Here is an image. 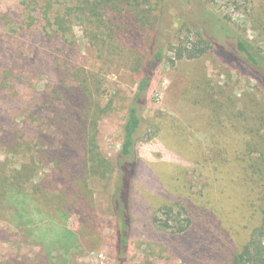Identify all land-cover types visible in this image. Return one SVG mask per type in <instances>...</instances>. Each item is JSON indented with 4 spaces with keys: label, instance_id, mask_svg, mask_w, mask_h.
<instances>
[{
    "label": "rangeland",
    "instance_id": "obj_1",
    "mask_svg": "<svg viewBox=\"0 0 264 264\" xmlns=\"http://www.w3.org/2000/svg\"><path fill=\"white\" fill-rule=\"evenodd\" d=\"M183 1L187 6L186 21L213 29L219 46L198 58L181 57L175 49L185 45L192 47L202 34L201 29L182 27L181 32L167 39L161 48L163 59L154 69L143 113L140 166L134 185L137 231L130 242L127 264H227L229 254L240 250L260 224L252 207V202L259 201L249 191L252 182L244 172L242 157L246 149L243 116L255 119L264 127V0H202L203 5L200 0ZM21 2L0 0V16L7 10L22 13ZM53 2L56 7H70L73 0ZM39 16L36 25L18 28L15 34L0 27V47L13 42L20 43L26 54L33 55L32 48L36 47L41 52L47 38ZM214 17L221 22L219 28ZM73 22L70 40L75 42L76 48L66 45L71 58L78 68L99 74L105 80L110 95L105 103L113 101L101 122L99 137L103 155L113 161L121 147L128 100L141 76L138 69L153 58L152 49L146 43L133 46L127 39L118 42L117 49L111 51L108 47L100 52L95 40L99 31L93 24L78 17L73 18ZM240 37H245L254 47L259 65L236 51L234 45ZM44 57L41 53L28 65V73L42 74L41 80L35 81L36 89L51 78L42 64ZM2 94L5 92H0ZM28 108L30 104L19 102L15 95L6 107L1 104L0 136L10 129L19 138L22 129L31 134L40 130L56 132L55 127H48L38 117L28 122L16 119ZM51 113L44 110L43 115ZM256 116H262L263 121ZM59 142L55 137L50 143ZM8 143V138L0 141L1 160L9 154ZM76 149L77 161H80L84 153L79 145ZM11 152L12 167L14 163L20 165L30 160L28 155L15 154L12 149ZM47 175L53 176L48 168L41 176ZM89 181V188L82 190L88 204L86 212L63 211L64 215L60 213L58 218L52 208L50 216L35 212L30 215L35 227L31 246L35 250H40L44 244L50 245L54 257L57 254L65 257L64 264H115L114 219L109 209L113 178ZM174 198L193 200L189 205L193 217L191 230L176 241L170 230L160 232L151 222L152 214L166 199ZM260 203L264 208V202ZM87 218L92 220L89 224L91 228L95 226L94 231L80 230ZM74 232L83 235L73 240ZM64 234H68L70 244L57 250L59 244L56 243ZM175 243L176 251L172 249ZM186 247L192 251L187 253Z\"/></svg>",
    "mask_w": 264,
    "mask_h": 264
},
{
    "label": "trees",
    "instance_id": "obj_2",
    "mask_svg": "<svg viewBox=\"0 0 264 264\" xmlns=\"http://www.w3.org/2000/svg\"><path fill=\"white\" fill-rule=\"evenodd\" d=\"M40 1L22 0V13L7 10L0 16V22H4L0 27L15 34L18 28L36 25L39 14L47 38L41 52L38 47L32 48L33 55L26 54L20 43L9 42L0 47V90L5 92L0 95V105L6 107L15 95L19 102L30 104L26 113L23 112L16 119L28 122V119L38 117L42 123L56 129L54 134L42 130L31 134L29 130L22 129L19 131L20 138L10 129L3 137L0 136L1 142L7 138L9 140V154L5 159H0V264H64L65 257L61 254L54 257L50 245L44 244L40 250L31 246L35 227L30 215L35 212L50 216L53 214L52 208L58 218L63 211L74 213L80 209L86 212L88 204L82 190L89 188V179L103 181L112 178L109 209L114 219L113 258L115 264H127L130 242L137 231L134 185L140 166L143 113L154 69L163 59L161 48L167 39L181 32L182 27L201 29L205 38L199 34L198 42L193 43L192 47L185 45L175 49L181 57L194 59L219 46L216 35L211 28H201L190 20L186 21L187 6L183 0H73L70 7H56L54 0H42V4ZM200 2L203 5V1ZM77 17L93 24L99 31L95 40L100 52H105L108 47L111 51L117 49L118 42L127 39L133 46L140 47L139 44L146 43L152 49L153 58L138 69L141 76L128 100L121 147L113 161L103 155L99 146L101 122L113 106L110 98L105 103L110 96L105 80L99 74L78 68L66 46L76 48L70 35L73 18ZM213 19L219 28V18ZM234 46L248 61L259 65L254 47L245 37L237 39ZM41 53L45 54L41 61L51 78L36 89L35 81L41 80L42 74L33 75L27 69L29 62H35ZM44 110L53 113L44 116ZM256 117L263 121L262 116ZM243 119L246 122V149L242 157L244 172L252 182V189L249 190L251 196L264 202V127L247 115ZM55 137L59 144L50 143ZM77 145L84 153L80 161H77ZM11 149L15 154L28 155L29 162L10 166ZM46 168L52 172L51 178L41 176ZM36 179H39L38 182ZM191 200L166 199V203L152 214L151 222L160 232L170 230L176 241L193 225L189 207ZM259 202H252V207L260 224L252 230L240 250L229 254L227 264H264V208L263 203ZM89 222H92L89 218L82 222L80 230L94 231L95 226L91 228ZM79 235L83 234L74 232L73 240L79 239ZM56 244H59L57 250L67 247L70 244L68 234H64ZM176 248L175 243L172 249L176 251ZM188 249H185L187 253L192 251Z\"/></svg>",
    "mask_w": 264,
    "mask_h": 264
}]
</instances>
